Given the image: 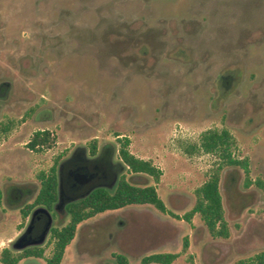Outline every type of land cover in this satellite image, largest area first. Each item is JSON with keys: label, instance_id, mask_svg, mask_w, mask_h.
I'll return each mask as SVG.
<instances>
[{"label": "rangeland", "instance_id": "obj_1", "mask_svg": "<svg viewBox=\"0 0 264 264\" xmlns=\"http://www.w3.org/2000/svg\"><path fill=\"white\" fill-rule=\"evenodd\" d=\"M2 80L20 94L17 122L0 138V253L22 249L20 208L30 201L7 204L3 190L35 192L37 174L77 146H108L121 162L127 138L129 152L162 170L158 182L131 181L154 185L169 212L132 204L98 213L78 224L60 264H117L115 254L144 264L156 252L178 253L171 264H236L264 254V194L245 187L240 167L220 171L226 236L198 214L182 219L219 163L197 149L206 130L229 131L232 155L264 182V0H0ZM29 107L48 111L18 121ZM38 129L54 139L31 149ZM41 247L51 254L48 234Z\"/></svg>", "mask_w": 264, "mask_h": 264}, {"label": "trees", "instance_id": "obj_2", "mask_svg": "<svg viewBox=\"0 0 264 264\" xmlns=\"http://www.w3.org/2000/svg\"><path fill=\"white\" fill-rule=\"evenodd\" d=\"M118 141L120 142V147L118 148L120 165L125 167V172L119 175L116 183L110 186H96L85 197L67 205L68 222L60 227H53L50 231L49 241L53 244L51 254L44 256V248L41 246L22 248L17 253H13L9 248H3L0 253V262L2 264H18L21 260H28V263L31 264H39L37 262L38 259L44 260V264H60L65 248L73 239L78 224L107 210H115L132 204H151L163 213L169 212L154 185H140L131 181L134 179L138 180L142 175L146 174L151 176L155 182H158L162 170L150 160L138 158L129 152V140L127 138H120ZM49 142L50 137L48 135L43 136L40 132H37L32 136L28 145L35 147L36 145H43ZM234 143L233 136L226 129H209L201 133L197 149L214 154L218 158L219 163L210 172L209 177L195 189V203L182 216V219L190 222L193 216L198 214L210 233L216 236L227 235L222 196L219 190L220 171L223 167H240L245 173V187L255 184L264 194V182L259 178L252 180L249 176L248 160L246 158H235L232 155ZM195 147L196 145L192 146V148ZM91 148L94 153L96 151L95 142L91 144ZM37 178L40 181V186L33 202L20 208V214L24 219L33 206L44 205L50 208L57 199L55 164L48 171L38 173ZM18 200L20 201L21 199ZM16 202L18 201H14V203ZM186 247L185 238L183 249H186ZM178 255V253L171 252H156L143 257L142 263L171 264ZM115 259L117 264H128L126 258L121 254H115ZM105 264H109V262ZM236 264H264V254H257L251 259L241 260Z\"/></svg>", "mask_w": 264, "mask_h": 264}, {"label": "flooded vegetation", "instance_id": "obj_3", "mask_svg": "<svg viewBox=\"0 0 264 264\" xmlns=\"http://www.w3.org/2000/svg\"><path fill=\"white\" fill-rule=\"evenodd\" d=\"M222 79L223 84L228 80L225 76H222ZM17 94L13 92L11 82L6 80L0 81V138L2 135L7 134L15 126V122H17L15 116L11 117V114L15 111L13 103ZM46 111H48L47 108L36 110L35 108L29 107L23 112L18 121H24L23 118L26 119L29 116L35 118L37 115ZM43 120L50 121L53 120V117ZM37 132H40L43 136L48 135L50 142L43 145H36L35 147L29 146L28 142ZM30 139L27 145L31 149L43 148L48 146L54 139V133L49 129H38L32 133ZM113 154L114 151L108 146H102L101 149L96 148L94 153L91 146L88 148L77 146L70 154L61 158L60 161L59 158H56L54 164L56 165L57 163L58 165L56 169L57 199L50 208L44 205H35L30 209L26 217L28 219L26 226L16 243L21 245L22 248L42 246V242L45 240L47 234L49 240L51 229L53 227H60L61 225L59 226L57 224L61 222L65 214H69L67 205L85 197L96 186H110L116 183L119 177L117 170H121L122 166L120 165L121 162L113 160ZM39 186L40 181L35 192L33 191L34 189L25 191L21 189L16 190L12 186L10 190H3V198L7 204H12L16 199H21L23 196L26 198L30 197V201L24 205L30 204L33 202ZM23 187L26 186L24 185ZM50 212L57 215L55 220L56 224H53L54 214H50Z\"/></svg>", "mask_w": 264, "mask_h": 264}]
</instances>
